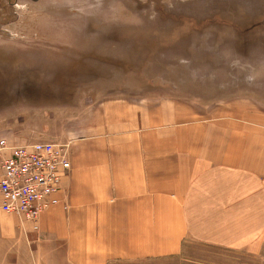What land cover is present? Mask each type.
I'll use <instances>...</instances> for the list:
<instances>
[{
	"label": "rangeland",
	"instance_id": "374dc122",
	"mask_svg": "<svg viewBox=\"0 0 264 264\" xmlns=\"http://www.w3.org/2000/svg\"><path fill=\"white\" fill-rule=\"evenodd\" d=\"M117 96L261 104L264 0H0V140L60 135ZM13 218L0 213V264H66L61 244ZM113 264H264V250L188 242Z\"/></svg>",
	"mask_w": 264,
	"mask_h": 264
},
{
	"label": "crops",
	"instance_id": "0c3cea01",
	"mask_svg": "<svg viewBox=\"0 0 264 264\" xmlns=\"http://www.w3.org/2000/svg\"><path fill=\"white\" fill-rule=\"evenodd\" d=\"M226 99L111 97L60 135L26 142L69 145L63 191L39 215L38 236L61 244L66 264L166 258L188 242L261 254L264 101ZM10 153L0 148V164Z\"/></svg>",
	"mask_w": 264,
	"mask_h": 264
},
{
	"label": "built area",
	"instance_id": "2783aa9c",
	"mask_svg": "<svg viewBox=\"0 0 264 264\" xmlns=\"http://www.w3.org/2000/svg\"><path fill=\"white\" fill-rule=\"evenodd\" d=\"M6 147L11 153L0 164V211L32 222L36 230L39 215L57 204L63 191L69 145L46 141L7 146L0 140V148Z\"/></svg>",
	"mask_w": 264,
	"mask_h": 264
}]
</instances>
